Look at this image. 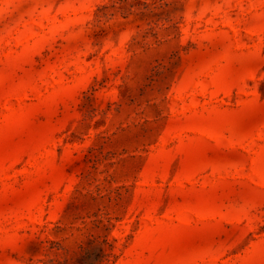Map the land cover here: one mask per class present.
I'll return each mask as SVG.
<instances>
[{
	"label": "rangeland",
	"instance_id": "374dc122",
	"mask_svg": "<svg viewBox=\"0 0 264 264\" xmlns=\"http://www.w3.org/2000/svg\"><path fill=\"white\" fill-rule=\"evenodd\" d=\"M0 264H264V0H0Z\"/></svg>",
	"mask_w": 264,
	"mask_h": 264
}]
</instances>
